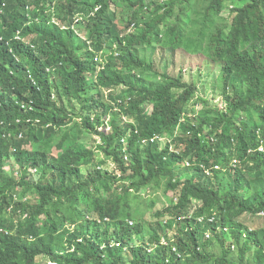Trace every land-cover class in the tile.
Wrapping results in <instances>:
<instances>
[{
  "label": "trees",
  "instance_id": "trees-1",
  "mask_svg": "<svg viewBox=\"0 0 264 264\" xmlns=\"http://www.w3.org/2000/svg\"><path fill=\"white\" fill-rule=\"evenodd\" d=\"M246 214L264 216V0H0V264H264Z\"/></svg>",
  "mask_w": 264,
  "mask_h": 264
},
{
  "label": "rangeland",
  "instance_id": "rangeland-1",
  "mask_svg": "<svg viewBox=\"0 0 264 264\" xmlns=\"http://www.w3.org/2000/svg\"><path fill=\"white\" fill-rule=\"evenodd\" d=\"M224 15L227 16V11L224 12ZM119 25H122L121 23H118ZM82 36V35H81ZM152 53H154V56L152 55ZM179 51L175 52V56L176 58H178L179 55ZM141 55H144L145 57H154L155 59H159L161 57H164L163 59H160L159 64L163 65L165 63V61L168 59V55L167 52L165 51H159L158 49H156L154 52L151 51V48L148 47H144L141 51H140ZM175 61V65H174V71L173 73L176 74L178 72V65L177 63H181L180 66L183 68V70L181 71L183 74V79L185 81H191L193 83H195L198 86V92L197 95L199 94L202 97L208 98L209 101L211 102V104H219L221 106H223V101L221 100L220 96H213L212 93H219V89L217 88H213V79H209L207 77V75L205 74V72L203 70H201V68L198 65V59H192V60H181V62H178L176 60ZM201 72V73H200ZM216 73V72H215ZM214 97V98H213ZM201 103H199L197 106H194V110H197L201 107ZM109 129V128H108ZM84 138H86V143L88 144L89 147H91L92 149H95V146L97 143H99V138L98 136L92 134H85L83 136ZM99 158L103 159V155L100 154ZM108 165V169L107 170H111L114 168V164L112 161H108L107 162ZM85 170V168H83ZM174 194L172 192H168L167 193V197L166 196H160L161 201L165 202L166 205H168V201L169 199H173ZM176 199V198H175ZM173 199V200H175ZM160 201V202H161ZM158 203V207L161 206V203ZM241 220L244 222V224L253 226V225H260V226H264V216L261 214L259 217H253L250 216L249 214L243 215L241 217ZM136 242L138 243V239L137 238H133L132 242ZM215 250H217V248H215Z\"/></svg>",
  "mask_w": 264,
  "mask_h": 264
},
{
  "label": "built area",
  "instance_id": "built-area-1",
  "mask_svg": "<svg viewBox=\"0 0 264 264\" xmlns=\"http://www.w3.org/2000/svg\"><path fill=\"white\" fill-rule=\"evenodd\" d=\"M48 264H55V263H53V262H49Z\"/></svg>",
  "mask_w": 264,
  "mask_h": 264
}]
</instances>
